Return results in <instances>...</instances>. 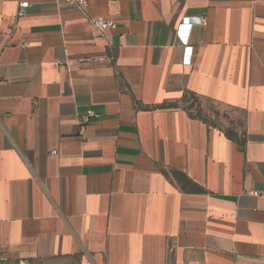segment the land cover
I'll return each mask as SVG.
<instances>
[{"label":"crops","instance_id":"crops-1","mask_svg":"<svg viewBox=\"0 0 264 264\" xmlns=\"http://www.w3.org/2000/svg\"><path fill=\"white\" fill-rule=\"evenodd\" d=\"M21 1L0 0V264H264V0H90L105 32Z\"/></svg>","mask_w":264,"mask_h":264},{"label":"built area","instance_id":"built-area-1","mask_svg":"<svg viewBox=\"0 0 264 264\" xmlns=\"http://www.w3.org/2000/svg\"><path fill=\"white\" fill-rule=\"evenodd\" d=\"M65 1L69 5H72L78 8L79 10H81L84 13V15L89 19L90 25L95 29L105 32L108 30H115L118 27L117 21L110 17H107L105 15H96V16L89 15L88 8L90 6V0H65ZM20 5H21V9L19 11V16H22L25 14L26 8L29 6V1L22 0ZM206 23H207V20L204 17V21L202 25H206ZM88 60L90 59L88 58L80 59V61H83V62L88 61ZM63 64H64L63 61H59V65H63ZM96 117H99V114L96 113L93 109H90L86 115L81 117V121L88 122L90 121V119L96 118ZM52 153L57 154V151L53 150ZM260 192L261 190H255L254 194L259 195Z\"/></svg>","mask_w":264,"mask_h":264},{"label":"rangeland","instance_id":"rangeland-1","mask_svg":"<svg viewBox=\"0 0 264 264\" xmlns=\"http://www.w3.org/2000/svg\"><path fill=\"white\" fill-rule=\"evenodd\" d=\"M190 102H192V99H191V98H190ZM194 108H195V107H194ZM194 108H193V110L195 111V110H196V108H195V109H194ZM195 112H196V111H195Z\"/></svg>","mask_w":264,"mask_h":264},{"label":"trees","instance_id":"trees-1","mask_svg":"<svg viewBox=\"0 0 264 264\" xmlns=\"http://www.w3.org/2000/svg\"><path fill=\"white\" fill-rule=\"evenodd\" d=\"M193 103H196L195 100H193ZM193 105H194V104H193ZM198 112H199V111H198ZM198 112H197V114H198Z\"/></svg>","mask_w":264,"mask_h":264}]
</instances>
